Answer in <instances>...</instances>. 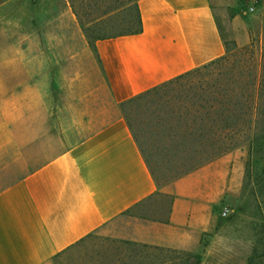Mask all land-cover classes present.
<instances>
[{
  "label": "crops",
  "instance_id": "1",
  "mask_svg": "<svg viewBox=\"0 0 264 264\" xmlns=\"http://www.w3.org/2000/svg\"><path fill=\"white\" fill-rule=\"evenodd\" d=\"M57 6L52 3L40 16L50 20L45 22L49 30L38 32V58L49 51L58 68L68 64L82 70L83 87L104 92L112 116L31 168L21 132L0 127V264H53L56 256L93 233L187 249L189 234L206 226L196 194L191 196L196 201L184 194L197 190L191 180L198 170L175 183L166 220H122L154 196L157 185L119 103L225 53L210 0H138L142 31L96 40L93 46L68 2L62 9ZM0 38V104L5 109L4 102L36 75L28 68L34 60L25 53L13 55L3 32ZM32 99L38 102V96ZM35 108L28 109L37 112Z\"/></svg>",
  "mask_w": 264,
  "mask_h": 264
},
{
  "label": "rangeland",
  "instance_id": "2",
  "mask_svg": "<svg viewBox=\"0 0 264 264\" xmlns=\"http://www.w3.org/2000/svg\"><path fill=\"white\" fill-rule=\"evenodd\" d=\"M64 1L4 0L0 3V32L4 33L13 55L26 54L34 60L28 61V68L36 77L4 102L5 109L0 104V127H16L21 132L18 137L21 143L26 142L28 168L37 164L39 167L56 157L85 137L84 131L95 129L112 116L106 94L101 90L90 93L83 87V79L78 77L82 70H74L68 64L58 68L50 61L49 51L46 57L38 58V32L49 30L45 22L49 24L50 20L40 16L44 10L50 11L52 3L62 9ZM94 1L100 0H74L76 6ZM104 1L100 4L102 8L117 2ZM210 3L224 42L232 47V52L238 56L237 48L253 41L257 56L264 37V0H258L252 11L248 10V0H210ZM120 13L117 11L111 16ZM93 72L92 69V79ZM34 96H38V102H29ZM30 105L37 112L30 111ZM20 107L27 109L19 112ZM133 121V131L154 171L157 190L122 220L132 216L150 221L166 220L176 192L175 183L198 170L191 180V184H198V191L184 194L192 201H196L191 197L196 194L206 226L189 234L187 249L160 247L166 251L165 264H247L251 257L257 264H264V146L255 151L247 147L233 149L211 164L177 177L182 167L168 151L175 145L172 134L148 126L140 116ZM140 245L93 233L56 256L53 264L133 262L136 259L131 256ZM183 255L191 257L176 259Z\"/></svg>",
  "mask_w": 264,
  "mask_h": 264
},
{
  "label": "trees",
  "instance_id": "3",
  "mask_svg": "<svg viewBox=\"0 0 264 264\" xmlns=\"http://www.w3.org/2000/svg\"><path fill=\"white\" fill-rule=\"evenodd\" d=\"M66 1L91 46L96 40L142 31L138 0H117L103 8L100 4L104 0L80 6L74 0ZM117 11L120 15L111 16ZM224 45L223 55L119 103L134 137L136 116L148 126L172 134L175 145L168 151L182 167L177 177L233 149L247 147L255 151L264 146V37L257 56L253 41L237 48L238 56L232 47ZM144 156L156 181L145 153ZM165 252L142 244L131 256L136 260L121 264H165ZM184 257L191 256L176 259ZM247 264L257 263L251 257Z\"/></svg>",
  "mask_w": 264,
  "mask_h": 264
},
{
  "label": "built area",
  "instance_id": "4",
  "mask_svg": "<svg viewBox=\"0 0 264 264\" xmlns=\"http://www.w3.org/2000/svg\"><path fill=\"white\" fill-rule=\"evenodd\" d=\"M257 1L258 0H248V6L247 7H248V10L249 11L254 10V7H255ZM222 214L225 215L226 214V211H223Z\"/></svg>",
  "mask_w": 264,
  "mask_h": 264
}]
</instances>
